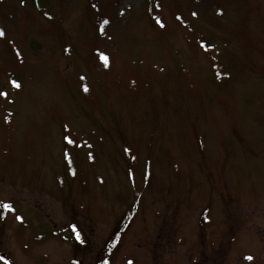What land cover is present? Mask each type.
<instances>
[{
    "label": "rangeland",
    "instance_id": "374dc122",
    "mask_svg": "<svg viewBox=\"0 0 264 264\" xmlns=\"http://www.w3.org/2000/svg\"><path fill=\"white\" fill-rule=\"evenodd\" d=\"M0 31V264H264V0H0Z\"/></svg>",
    "mask_w": 264,
    "mask_h": 264
},
{
    "label": "snow or ice",
    "instance_id": "6c2138e0",
    "mask_svg": "<svg viewBox=\"0 0 264 264\" xmlns=\"http://www.w3.org/2000/svg\"><path fill=\"white\" fill-rule=\"evenodd\" d=\"M193 15H195V13H193ZM158 22H159V21H158ZM0 35H3V32H2V31H0ZM105 59H107V58L105 57ZM13 83H16V82H13ZM16 86L19 87V84H16ZM0 95H5V96H6L7 94H6V93H0ZM4 207H6V208H10L11 205H9V204H5ZM77 238L79 239V235H77ZM0 259H4V257H0ZM247 259L251 260L252 257L249 256V257H247Z\"/></svg>",
    "mask_w": 264,
    "mask_h": 264
}]
</instances>
